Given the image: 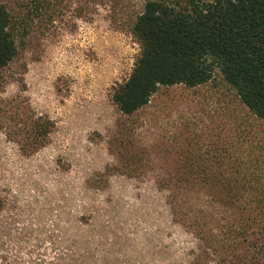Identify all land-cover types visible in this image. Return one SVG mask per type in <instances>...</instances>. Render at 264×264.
<instances>
[{
	"label": "rangeland",
	"instance_id": "1",
	"mask_svg": "<svg viewBox=\"0 0 264 264\" xmlns=\"http://www.w3.org/2000/svg\"><path fill=\"white\" fill-rule=\"evenodd\" d=\"M63 16L32 29L0 69V264H196L198 241L173 219L141 147L174 149L213 115L220 91L160 88L126 119L111 95L138 43L104 11ZM38 117L53 126L29 154ZM124 153L137 157L128 167Z\"/></svg>",
	"mask_w": 264,
	"mask_h": 264
},
{
	"label": "trees",
	"instance_id": "2",
	"mask_svg": "<svg viewBox=\"0 0 264 264\" xmlns=\"http://www.w3.org/2000/svg\"><path fill=\"white\" fill-rule=\"evenodd\" d=\"M101 11L140 48L111 95L124 118L146 108L160 88L220 91L213 115L182 142L175 138L174 149L141 147L145 163L159 169L156 185L173 219L198 241L196 264L211 256L213 264H264V0L0 2V69L43 22L66 12L92 20ZM52 126L42 117L30 123L27 153L48 142ZM136 158L120 159L128 167ZM4 205L0 196V211Z\"/></svg>",
	"mask_w": 264,
	"mask_h": 264
}]
</instances>
